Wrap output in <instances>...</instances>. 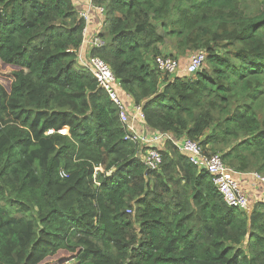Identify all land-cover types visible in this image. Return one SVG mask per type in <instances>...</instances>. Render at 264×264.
Masks as SVG:
<instances>
[{
    "label": "trees",
    "instance_id": "1",
    "mask_svg": "<svg viewBox=\"0 0 264 264\" xmlns=\"http://www.w3.org/2000/svg\"><path fill=\"white\" fill-rule=\"evenodd\" d=\"M103 59L154 131L264 176V0H93ZM72 0H0V264H264V202L229 207L173 144L135 156L117 105L77 64ZM204 51L171 77L158 56ZM180 62V61H179ZM170 76V77H169ZM211 128V132H209ZM53 130L52 133H48Z\"/></svg>",
    "mask_w": 264,
    "mask_h": 264
},
{
    "label": "built area",
    "instance_id": "2",
    "mask_svg": "<svg viewBox=\"0 0 264 264\" xmlns=\"http://www.w3.org/2000/svg\"><path fill=\"white\" fill-rule=\"evenodd\" d=\"M89 1V10L80 12V16L85 20L86 26L90 22L93 10H96L101 15L105 12L103 6L94 4L93 0ZM86 26L82 44L88 43L92 48L103 46L104 41L99 35H94L91 38L86 37ZM76 52L79 66L84 70H89L93 74L97 84L107 92L110 99L117 105L120 120L127 127L125 139L136 142L142 149H145L143 153L141 151L135 156L141 155L148 169H159L163 162L161 146L172 143L194 166L200 170L207 171L212 176L213 183L227 206L238 207L247 212L251 211L253 205L248 196L241 190L238 182V174L240 172L227 165L220 153L206 152L199 141L185 136L177 137L171 132L153 131L151 134L137 132L131 121L144 122L141 107L136 106L134 102L131 104L127 103L124 99L121 86L109 65L100 57L91 56L90 54L85 55L82 52V48H79ZM205 60L206 53L204 51L193 53L185 68V74L187 76L196 74L201 70ZM155 65L161 72L167 75H177L180 62L171 56L160 55L155 58ZM127 96L130 97L129 95ZM52 132L53 130H50L48 133ZM251 175L257 181L264 183V176L261 174L253 172Z\"/></svg>",
    "mask_w": 264,
    "mask_h": 264
},
{
    "label": "crops",
    "instance_id": "3",
    "mask_svg": "<svg viewBox=\"0 0 264 264\" xmlns=\"http://www.w3.org/2000/svg\"><path fill=\"white\" fill-rule=\"evenodd\" d=\"M72 1H73L74 5L76 6L77 10H79V13L84 11V10H89V5H90L89 0H72ZM104 24H105L104 14L101 15L96 10H93L91 12L90 22L86 26V28H87L86 37L91 38L94 35H99V33H101V31L103 30ZM80 48H82V52L85 55H89L90 51L92 49V46L90 47L88 43H84V44H82V46ZM183 59H184V57L179 58L181 68H183L182 63H181ZM172 76H174V75H172ZM177 76H180V74ZM181 76H183V75H181ZM127 95L128 94L124 93V99L127 101L128 104L133 103L132 98L128 97ZM131 124L133 125L134 129L137 132L151 134L154 131L152 128L148 127L146 125V123H144V122L131 121ZM210 132H211V128H210L208 133H210ZM128 141H130V140H128ZM131 142H133V141H131ZM134 143L137 145V151H136L135 155H137V153H139L141 151H142V153L145 151V149H142L139 144H137L136 142H134ZM169 144H172V143H167L165 145H162L161 146L162 151L166 150V146ZM180 154H182V153L180 152ZM183 156H185V155H183ZM137 157L140 158L141 161H143L141 158V155L137 156ZM238 182H239L241 190L248 196L252 205L256 202H259V201L264 202V183L257 181L251 175V173H241V172L238 174Z\"/></svg>",
    "mask_w": 264,
    "mask_h": 264
},
{
    "label": "rangeland",
    "instance_id": "4",
    "mask_svg": "<svg viewBox=\"0 0 264 264\" xmlns=\"http://www.w3.org/2000/svg\"><path fill=\"white\" fill-rule=\"evenodd\" d=\"M198 52V51H196ZM196 52H188L185 56H184V59L182 60V67L181 68V64H180V67H179V71H178V74L183 75V76H187L185 74V68L189 62V59L191 57V55L193 53H196ZM78 64V62H77ZM79 66V64H78ZM207 65L206 63L204 62L202 68H205ZM201 68V69H202ZM14 69H17L16 67L14 66H9V65H5V64H2L0 63V82L7 88L9 89L10 88V84H11V81H10V73L14 70ZM175 76V74H173ZM174 76H171V77H174ZM170 77V76H169ZM251 202V201H250ZM72 258L71 254H69L68 252H65V251H60L56 256H53V257H50V258H47L46 261H45V264H59L60 262H63V261H66V260H70Z\"/></svg>",
    "mask_w": 264,
    "mask_h": 264
}]
</instances>
